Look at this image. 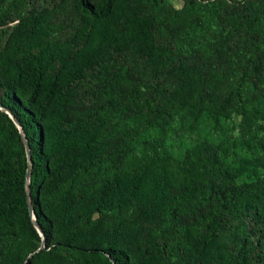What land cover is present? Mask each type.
Returning <instances> with one entry per match:
<instances>
[{
  "label": "trees",
  "instance_id": "16d2710c",
  "mask_svg": "<svg viewBox=\"0 0 264 264\" xmlns=\"http://www.w3.org/2000/svg\"><path fill=\"white\" fill-rule=\"evenodd\" d=\"M73 2L81 29L70 40L50 42L46 9L34 8L25 17L9 20L0 0V28L9 30L0 52V102L22 128L21 133L0 110V264H264V186H239V172L232 167L211 173L199 160L179 183L152 157L76 198L80 178L113 155L107 117H90L89 102L97 107L101 97L81 88L87 68L109 58L141 79L149 69L158 73V80L164 72H194L200 85L203 74L197 69L202 56L179 52L172 30L145 10L142 0ZM237 18L243 22L240 29H250L257 12L245 6ZM263 62V54L256 53L252 67L257 71ZM178 89L188 95L191 85L184 82ZM24 138L31 153L30 195ZM206 188L212 194L192 203ZM29 196L45 236V248L39 252L43 240L30 215ZM171 207V230H179L182 237L180 262L172 261L168 239L140 232L123 217L116 229L100 225V218L110 213L122 216L133 210L155 220ZM192 216L202 218L207 228L199 231L184 224ZM253 225L258 226L256 234L242 237ZM226 232L237 244L220 253ZM18 242L33 244L30 258L15 251Z\"/></svg>",
  "mask_w": 264,
  "mask_h": 264
},
{
  "label": "rangeland",
  "instance_id": "374dc122",
  "mask_svg": "<svg viewBox=\"0 0 264 264\" xmlns=\"http://www.w3.org/2000/svg\"><path fill=\"white\" fill-rule=\"evenodd\" d=\"M4 1L9 20L25 17L34 8L46 9L50 42L70 40L81 29L73 0ZM142 6L172 30L179 52L202 56L197 62L202 83L194 72L190 76L164 72L158 80L153 69L141 79L132 70L123 72L120 63L109 58L87 68L81 88L86 92L93 89L101 97L97 107L94 101L89 102L90 117H107L113 155L80 178L76 198L94 193L106 178L137 169L152 157L179 183L186 170L200 160L202 168L211 173L232 167L239 172V186H264V62L257 71L252 67L256 53L264 56V0H142ZM245 6L257 12L250 29H240L243 22L237 18ZM8 32V27L0 28V52ZM162 32L166 34L167 30L163 27ZM239 33L241 36L236 37ZM184 82L188 88L191 85L188 95L178 92ZM210 194L212 189L206 188L192 203L204 201ZM174 214L171 207L150 220L129 210L122 216L110 213L100 218V225L116 229L123 217L140 232L168 239L172 261L180 262L178 244L182 237L179 230H171ZM184 224L199 231L207 228V222L197 216L189 217ZM257 229L250 226L241 236L250 238ZM141 242L142 246L146 243ZM236 244L234 236L226 232L220 238L219 251L225 253ZM33 250V244H15V251L28 258Z\"/></svg>",
  "mask_w": 264,
  "mask_h": 264
},
{
  "label": "water",
  "instance_id": "95a60500",
  "mask_svg": "<svg viewBox=\"0 0 264 264\" xmlns=\"http://www.w3.org/2000/svg\"><path fill=\"white\" fill-rule=\"evenodd\" d=\"M0 110H5L4 107H3V105L1 104V102H0ZM5 111H6V112L9 114V116L13 119L15 125L19 128L20 132L22 133V128H21L19 122L16 121V120L13 118V116L11 115V113H10L9 110L6 109ZM24 142H25V150H26L27 160H28V162H29V167H28V170H27V182H28V184H27V194L30 195L31 189H30V187H29L28 185H29V181H30V173H31V169H32L31 153H30V146H29V144L27 143V141L25 140V138H24ZM29 211H30V215L32 216L33 223H34L35 226L37 227V229H38V231H39V233H40V235H41V237H42V240H43V242H42V244H41V247L37 250V252H39V251H41L42 249L45 248V236H44V233L42 232L41 228L39 227V225H38L37 222H36V217H35V215H34V213H33V208H32V204H31V198H30V196H29Z\"/></svg>",
  "mask_w": 264,
  "mask_h": 264
}]
</instances>
